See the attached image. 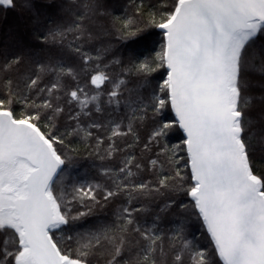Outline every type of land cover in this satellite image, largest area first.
I'll return each mask as SVG.
<instances>
[{
	"label": "snow or ice",
	"instance_id": "6c2138e0",
	"mask_svg": "<svg viewBox=\"0 0 264 264\" xmlns=\"http://www.w3.org/2000/svg\"><path fill=\"white\" fill-rule=\"evenodd\" d=\"M10 13L0 264H264V0H0ZM76 138L103 183L72 180Z\"/></svg>",
	"mask_w": 264,
	"mask_h": 264
},
{
	"label": "trees",
	"instance_id": "16d2710c",
	"mask_svg": "<svg viewBox=\"0 0 264 264\" xmlns=\"http://www.w3.org/2000/svg\"><path fill=\"white\" fill-rule=\"evenodd\" d=\"M39 2V0H38ZM127 0H110V3L113 6L114 11L118 15H123L124 14V6L126 5ZM16 22V17L13 14L8 15V23L5 24L0 20V42L3 43H11L12 42V36L9 35V25L13 24ZM24 39L32 43L34 42V38L31 34V32H28L26 37ZM159 36H153L150 41L146 44L145 42L141 41L138 44L131 45V48H134L135 51L139 54L141 52L145 53V55L149 54L147 49L149 47L155 46L154 41L159 40ZM117 47H119L117 45ZM121 51H127V49H121ZM157 77H159V73L156 74ZM250 79L252 80L253 84L254 82H257V85L260 83L264 77L261 76L259 72V64L255 65L254 69L251 70V76ZM255 85V84H254ZM259 90H255L253 92V95L259 96ZM179 139V134L173 136L171 138V143L175 144L178 142ZM70 148L74 150L72 155H74L78 161L76 168L79 169V171H73L72 172V180L73 181H79L81 183H87V182H92V181H98L100 183H103V180L100 179L99 177L96 176L95 170L93 168L88 167V164L91 163V158L85 161V157L87 156V153L85 151V144L81 141L80 138L73 139L72 143L69 145ZM181 163H183L181 161ZM81 164H84V167H80ZM258 166H260L258 164ZM65 182H67V177ZM118 206L115 204H110L109 206L99 209L97 208L94 212V214L90 217L85 218V220L80 221L79 223H85L87 227H92L93 224H100V223H105V222H110L112 217V213L114 210V207ZM191 226L187 229V231L191 232L192 234L195 235L196 241L199 242V245L201 246H208V240L203 234V230L200 228L199 224L195 222V219L190 222Z\"/></svg>",
	"mask_w": 264,
	"mask_h": 264
},
{
	"label": "rangeland",
	"instance_id": "374dc122",
	"mask_svg": "<svg viewBox=\"0 0 264 264\" xmlns=\"http://www.w3.org/2000/svg\"><path fill=\"white\" fill-rule=\"evenodd\" d=\"M255 85H257V82H254Z\"/></svg>",
	"mask_w": 264,
	"mask_h": 264
}]
</instances>
